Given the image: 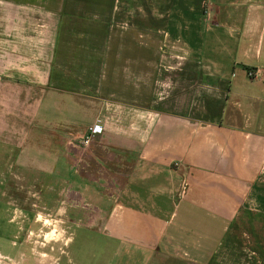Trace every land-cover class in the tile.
Listing matches in <instances>:
<instances>
[{"label":"crops","instance_id":"0c3cea01","mask_svg":"<svg viewBox=\"0 0 264 264\" xmlns=\"http://www.w3.org/2000/svg\"><path fill=\"white\" fill-rule=\"evenodd\" d=\"M166 44L179 66L167 74ZM97 118L89 152L108 144L124 167L114 186L74 177L84 153L70 140ZM6 154L23 172H65L71 196L115 189L90 224L119 264H264V0H0Z\"/></svg>","mask_w":264,"mask_h":264},{"label":"rangeland","instance_id":"374dc122","mask_svg":"<svg viewBox=\"0 0 264 264\" xmlns=\"http://www.w3.org/2000/svg\"><path fill=\"white\" fill-rule=\"evenodd\" d=\"M163 49L166 53H164L165 58L158 60L157 68L159 72L164 71L167 74L168 66H174L175 69L179 66L176 64L178 60L172 56L173 50L170 45L166 44ZM165 82L169 83V81ZM155 83L154 98L157 97L158 89L162 91L161 84L157 81ZM134 110L133 118L139 115L144 116L140 113L143 110ZM40 125L38 131L42 132L58 133L63 130L74 132L70 125ZM84 134L85 132L80 135L81 138ZM70 141L80 147L84 153L82 157L84 161L79 162L74 177L77 178L80 173L81 176L91 180L109 181L114 186L115 182L112 179L115 175L114 169L124 167L112 165L117 158L114 154L112 155L108 144L103 145L97 156L89 152L90 143L84 145L81 143L82 140L78 142L74 138ZM36 142L40 144L37 148L45 149L46 147L51 148L54 141L42 139ZM54 146L57 148L56 145ZM39 153L44 154L45 150ZM49 153L58 154L57 151ZM17 158L18 156L6 154L4 163H0L2 164L0 165V214L3 218L0 217L4 220V222L1 220L4 229L0 231V250L3 256L0 260L5 262L3 264H13L15 258L16 264H119V258L114 260V253L110 255L114 249L108 252V246L110 248L111 243L114 245L113 242H110L107 237L92 232L95 226L90 224L95 222L96 225L101 221L91 219L92 207L101 206L103 212L107 211L111 207L107 203L114 198L115 189L93 187V182H91L92 184L89 186L86 184L84 188L88 192L85 196L81 185L74 190L71 196L72 191L67 192V183H61L64 177L62 174L65 172L51 173L49 167L47 171L23 172L15 163ZM77 194L81 197L78 198ZM110 194L113 196L107 197ZM83 199L84 203H82ZM100 199L102 202L98 201ZM12 243H16L15 258L9 253ZM21 249L22 252L19 253ZM236 252L232 251V253Z\"/></svg>","mask_w":264,"mask_h":264},{"label":"built area","instance_id":"2783aa9c","mask_svg":"<svg viewBox=\"0 0 264 264\" xmlns=\"http://www.w3.org/2000/svg\"><path fill=\"white\" fill-rule=\"evenodd\" d=\"M249 77H253L254 74L252 72H248ZM103 130L101 121L97 118L96 121L87 127L84 136H82V141L84 145L89 144L90 139L98 132H101ZM1 257V256H0Z\"/></svg>","mask_w":264,"mask_h":264}]
</instances>
